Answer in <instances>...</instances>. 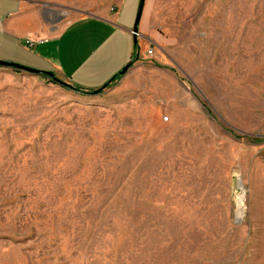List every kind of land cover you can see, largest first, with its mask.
Returning a JSON list of instances; mask_svg holds the SVG:
<instances>
[{
    "label": "rangeland",
    "instance_id": "1",
    "mask_svg": "<svg viewBox=\"0 0 264 264\" xmlns=\"http://www.w3.org/2000/svg\"><path fill=\"white\" fill-rule=\"evenodd\" d=\"M18 1L63 24L121 2L131 25L138 2ZM140 19L97 93L0 66V264H264V0Z\"/></svg>",
    "mask_w": 264,
    "mask_h": 264
},
{
    "label": "crops",
    "instance_id": "2",
    "mask_svg": "<svg viewBox=\"0 0 264 264\" xmlns=\"http://www.w3.org/2000/svg\"><path fill=\"white\" fill-rule=\"evenodd\" d=\"M45 18L22 1L0 0V58L51 71L83 91L116 82L119 68L132 60V11H124L121 2L104 15L81 16L65 24L51 13ZM142 28L139 19L138 31L149 42Z\"/></svg>",
    "mask_w": 264,
    "mask_h": 264
},
{
    "label": "water",
    "instance_id": "3",
    "mask_svg": "<svg viewBox=\"0 0 264 264\" xmlns=\"http://www.w3.org/2000/svg\"><path fill=\"white\" fill-rule=\"evenodd\" d=\"M143 1L144 0H138V2H137V6H136V10H135V15H134V19H133V23H132V27H131V34H132L133 46H135V44H136L135 37H136V34H137V25H138V22H139V19H140V15H141L142 7H143ZM45 12H47V11H45ZM0 66H2V67H9V68L14 69V70L24 71V72H27V73H30V74H34V75H44L48 79H50L52 81L58 82L60 84H66V83L60 81L58 78H56L54 76L53 72H51V71L38 70V69L31 68V67H28V66H24V65H21V64H18V63L8 62V61H3V60H0ZM129 66H130V62L127 63V64H125L118 71V75H122L127 70V68ZM106 84L107 83L103 84L99 88H96L94 90H91L90 92L97 93V92L100 91V89L104 88L106 86ZM236 220H239V216L237 217Z\"/></svg>",
    "mask_w": 264,
    "mask_h": 264
},
{
    "label": "trees",
    "instance_id": "4",
    "mask_svg": "<svg viewBox=\"0 0 264 264\" xmlns=\"http://www.w3.org/2000/svg\"><path fill=\"white\" fill-rule=\"evenodd\" d=\"M52 81V80H51ZM52 82H55V81H52ZM56 83H58V82H56ZM60 84V83H59ZM61 85H63V86H66V87H68V88H71V89H73L74 91H78V92H90V91H83V90H80V89H78V88H76V87H73V86H70V85H68V84H61ZM108 84H106V86H107ZM105 86V87H106Z\"/></svg>",
    "mask_w": 264,
    "mask_h": 264
},
{
    "label": "built area",
    "instance_id": "5",
    "mask_svg": "<svg viewBox=\"0 0 264 264\" xmlns=\"http://www.w3.org/2000/svg\"><path fill=\"white\" fill-rule=\"evenodd\" d=\"M145 52H146V54H147L148 56H151V54H152L151 48H147ZM162 119H163L164 121H166V120H167V117L164 116V117H162Z\"/></svg>",
    "mask_w": 264,
    "mask_h": 264
},
{
    "label": "bare ground",
    "instance_id": "6",
    "mask_svg": "<svg viewBox=\"0 0 264 264\" xmlns=\"http://www.w3.org/2000/svg\"><path fill=\"white\" fill-rule=\"evenodd\" d=\"M237 188H238V187H237ZM237 197H238V200H237V201H238V208H241V207H240V204H241V203H240V202H241L240 196H237ZM239 203H240V204H239ZM239 214H240V213H239ZM239 216H240V215H239Z\"/></svg>",
    "mask_w": 264,
    "mask_h": 264
},
{
    "label": "flooded vegetation",
    "instance_id": "7",
    "mask_svg": "<svg viewBox=\"0 0 264 264\" xmlns=\"http://www.w3.org/2000/svg\"><path fill=\"white\" fill-rule=\"evenodd\" d=\"M44 76V75H43ZM46 77V76H45Z\"/></svg>",
    "mask_w": 264,
    "mask_h": 264
}]
</instances>
